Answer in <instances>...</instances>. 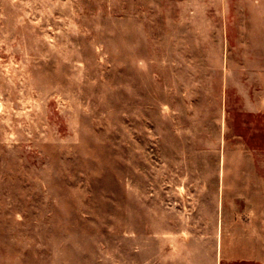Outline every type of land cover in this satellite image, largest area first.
<instances>
[{
	"label": "rangeland",
	"instance_id": "rangeland-1",
	"mask_svg": "<svg viewBox=\"0 0 264 264\" xmlns=\"http://www.w3.org/2000/svg\"><path fill=\"white\" fill-rule=\"evenodd\" d=\"M0 264H264V0H0Z\"/></svg>",
	"mask_w": 264,
	"mask_h": 264
}]
</instances>
